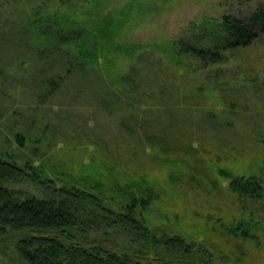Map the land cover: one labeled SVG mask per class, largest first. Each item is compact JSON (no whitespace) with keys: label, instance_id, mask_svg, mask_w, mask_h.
Wrapping results in <instances>:
<instances>
[{"label":"rangeland","instance_id":"rangeland-1","mask_svg":"<svg viewBox=\"0 0 264 264\" xmlns=\"http://www.w3.org/2000/svg\"><path fill=\"white\" fill-rule=\"evenodd\" d=\"M0 2V137L12 142L14 149L20 141L28 142L42 152L48 151L50 163H59L81 173L88 171L91 155L115 165L123 179L148 173L161 194L160 200L152 205L153 215L171 217L177 212L180 218L187 217L190 225L204 222L209 213L238 217L239 207L252 204L228 192L226 187L233 176L256 172V164L264 159V148H258L264 140V35L248 47L232 52L222 64L203 66L191 60L188 64L194 67L187 72L174 73L166 67L168 58L156 49L185 34L190 25L204 16L244 17L264 5V0H107L102 9H91L84 16L77 14L79 19L90 21L110 18L107 24L99 22L103 25L101 31L108 32V37L102 39L105 47L99 61L117 70L126 69L133 62L141 72H152V75L146 74L153 83L150 84L155 100L143 99L141 88L132 94V106L126 103L129 102L126 98L112 99L94 85L102 82V74L85 75L76 69L83 76L76 73L66 82V86L72 87L70 96L60 91L54 101L40 102V108L33 105H37L39 97L46 99L47 88L39 80L44 77L57 80L58 76L51 71L41 75L37 70L40 62L28 54L24 21L35 7L53 10L62 6L64 11H76L87 3L69 4L66 0ZM141 72L138 71L139 76ZM162 82H167L170 88H159ZM158 102L163 105L159 106ZM18 133L26 139L19 140ZM128 134L137 136L140 142L155 141L160 154L161 146H165L168 156L192 141L195 145L205 144L208 150L216 144L220 160H209L211 168L205 172L203 181L192 175L190 168L179 165L171 172L177 178L172 182L159 176L164 173L160 170L163 167L157 166L155 173L138 167L141 161L144 166L149 162L145 154L139 161L120 149L111 146L100 150L97 145V140L101 139L109 145L118 144L123 150L126 146L127 151L131 147L136 150L137 143L132 142L131 147L127 144ZM161 140L165 145H160ZM72 142L84 153L77 151V147L73 149ZM9 146L0 143V150L12 151ZM155 153V160L162 158ZM192 228L199 230L195 226ZM86 237L98 243L105 238L99 233ZM105 242L115 244L119 250L136 248L111 236ZM207 258L206 255L204 261ZM0 264H25L9 237L0 236Z\"/></svg>","mask_w":264,"mask_h":264},{"label":"trees","instance_id":"trees-1","mask_svg":"<svg viewBox=\"0 0 264 264\" xmlns=\"http://www.w3.org/2000/svg\"><path fill=\"white\" fill-rule=\"evenodd\" d=\"M66 1L86 2L87 6L76 11H64L62 6L53 10L35 7L24 21L28 54L40 62L37 70L41 75L51 71L58 76L57 80L47 77L39 80L47 88L46 99L39 97L33 106L40 108L39 104L47 99L54 101L60 91L70 96L72 87L66 86V82L75 77L76 69L85 75L102 74V82L94 85L112 99L126 98L129 101L126 103L132 106L131 96L141 88L143 99L155 100L147 71L136 69L133 62L126 69L117 70L99 61L105 47L102 39L108 37L99 22L107 24L110 18L90 21L79 17L89 14L91 9H102L107 0ZM89 24L94 27L89 28ZM262 35L264 5H259L244 17L204 16L190 25L185 34L165 46H157L156 50L168 58L166 67L174 73L187 72L194 67L188 64L191 60L203 66L222 64L232 52L248 47ZM158 87L166 90L170 85L162 82ZM16 135L19 140L26 139L19 133ZM137 138L132 135L127 142L130 147L132 142L137 143L136 150L131 147L127 151V146L123 150L118 144L109 145L101 139L97 145L100 150L111 146L120 149L139 161L145 154L149 162L144 166L141 161L138 167L153 172L157 166L163 167L160 170L165 174L159 176L172 182L177 178L171 172L179 165L190 168L192 175L203 181L205 172L211 168L209 160H220L216 144L208 150L205 144L195 145L192 141L168 156L165 146H161L160 154L155 141L140 142ZM0 143L13 148L0 150V236L13 240L14 249L25 264H264V159L256 164V172L233 176L226 187L239 199L252 203L239 207L238 217L209 213L204 222L190 225L187 217L182 219L177 212L171 217L153 215L152 205L160 200L161 194L148 173L123 179L114 164L115 167L92 155L88 171L81 173L50 163L48 151L42 152L28 142L20 141L16 149L3 137ZM263 143L264 140L258 148H264ZM70 145L73 149L77 147L73 142ZM77 149L84 153L80 146ZM154 153L162 158L155 160ZM91 233L104 235L103 241L109 236L122 239L136 248L119 250L110 242H91L86 237Z\"/></svg>","mask_w":264,"mask_h":264}]
</instances>
